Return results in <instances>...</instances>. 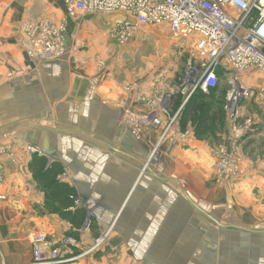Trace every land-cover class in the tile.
<instances>
[{"label": "crops", "instance_id": "crops-1", "mask_svg": "<svg viewBox=\"0 0 264 264\" xmlns=\"http://www.w3.org/2000/svg\"><path fill=\"white\" fill-rule=\"evenodd\" d=\"M35 2L52 3L64 16L63 0ZM12 4L20 6L0 0V264H31L37 235L64 257L99 242L71 264H264V101H254L260 112L253 116L240 104L241 120L248 115L252 129L225 149L240 159L241 177L225 178L219 187L207 138L195 139L186 129L184 139L154 152L161 129L143 127L137 139L125 122L178 85L192 39L183 40L188 53L181 72L157 80L136 75L130 56L125 62L132 44L110 37L116 16L65 13L55 24L65 29V55L37 61L26 56L19 22L9 21ZM16 71L22 73L11 79ZM263 79L260 72L242 77L253 90ZM177 96L169 115L185 105L180 96L175 106ZM29 146L39 155L29 154ZM52 174L69 190L60 199L49 183ZM174 180L222 226L261 233L220 229ZM70 237L79 249L64 250L61 242Z\"/></svg>", "mask_w": 264, "mask_h": 264}, {"label": "built area", "instance_id": "built-area-1", "mask_svg": "<svg viewBox=\"0 0 264 264\" xmlns=\"http://www.w3.org/2000/svg\"><path fill=\"white\" fill-rule=\"evenodd\" d=\"M63 2L70 17L77 14L116 16L110 28V37L121 46L127 44L141 26H165L173 38L192 39L191 53L178 85L148 100L150 109L146 114L127 118L134 136L141 126L160 128V141L164 138L173 139L180 130L176 120L180 110L173 115H169L167 110L173 97L182 96V107L195 92L207 95L216 89L221 78L226 86L225 109L229 119L233 120L234 125L241 120L239 106L251 94L242 77L247 72L264 74V0ZM64 30L63 27L47 25L35 28L33 46L37 47L38 53L32 50L31 59L49 62L62 58L66 52ZM259 96L260 100L264 101V89ZM249 127L251 122L247 120L238 131V138L246 134L245 131H249ZM182 135L179 134V137ZM30 151L34 153L36 149L32 148ZM220 153L222 162H225L224 158H231V155L223 150ZM225 166L227 164L224 163V167L219 168L220 172L227 170ZM61 245L64 250L77 247L68 238L62 240ZM32 254L31 264H70L79 258L77 255L64 257L60 249L52 247L44 237H34Z\"/></svg>", "mask_w": 264, "mask_h": 264}, {"label": "rangeland", "instance_id": "rangeland-1", "mask_svg": "<svg viewBox=\"0 0 264 264\" xmlns=\"http://www.w3.org/2000/svg\"><path fill=\"white\" fill-rule=\"evenodd\" d=\"M18 1H19L20 6L16 9L14 4H12V8L15 10L11 8L10 9L11 16L10 17L7 16V17L9 18L10 22H17V23L19 22L20 28H19L18 33L20 37L22 38V40L25 41L24 49H25L26 56L27 58L31 59V57H33L31 55L32 50L33 52L38 53L37 47L33 46L34 45V38H33L34 29L39 28L40 26H45V25L55 26V24H59L63 20L62 17H65L66 7L65 5L63 7V5L61 4L62 1H61L60 5H61V8L63 9L64 16L60 17L58 16L59 14L58 11L60 9L55 7L52 3H47V2L43 4L39 2L33 3V0H18ZM25 7L27 11L25 10ZM102 20L107 25H108V22H110V20L105 17H102ZM112 21H115V19L112 18ZM108 26H110V24ZM128 44H132V48H127V50L129 49L131 50H130V55L127 54L128 58L125 60V62H127L128 59L131 57V60L129 59L130 68L136 67L137 69L136 75L142 76L143 74H146V76L149 75V76H153L157 78L159 77V79L156 78L157 80H160V79L169 80V78H167L168 75L172 79L174 75L176 76L178 73H180L184 66L185 60L187 58V53H188L186 49L187 47L186 42H184L183 40H178L176 38H173L172 36L169 35L166 29L162 28L160 30V27L140 28L139 31L136 33V35L132 37L131 41H129ZM128 44H125L124 46L126 47ZM136 47H138L137 52L132 51V50H135ZM121 48L123 49L124 47H121ZM129 72H130V69H129ZM173 72H175L174 75H173ZM21 73H22L21 71H16L14 73L10 72V76H11L10 78L11 79L16 78ZM263 82H264V79L263 81L259 83V87L261 89L259 88L257 90H253L250 88L251 86L249 87L251 89V94L249 98L246 99L242 104L245 112H247V114L249 113L251 116L257 115L260 112L258 111V107L254 103V101L257 102L258 99L260 100L259 93L261 92L262 89H264V85H262ZM163 83H166V81H163ZM224 96H225L224 82L221 79L216 92L210 98H205V99L203 98V100L209 104L211 110L214 112L212 114H218V116L220 117L219 123L217 125H213V126L211 125V126L206 127V129L204 130L207 132L206 134L202 135L204 138H207L206 142L209 145V148L211 150V156L214 161L215 176L213 174V182L214 184L219 185V187L221 186L220 184L222 181L225 180V178H230L229 180H231L232 178L236 179L238 177H241L240 159H238L234 154L231 158L230 157L224 158L225 162H222L223 161L221 158L222 153H220V151L223 150L227 152L225 147H228L230 145L231 146L235 145L237 147L241 143V139L247 134H249V131H245L246 134L242 135L241 138H238L237 133L239 130L242 129L244 123L248 120L247 119L248 115H244L245 119L240 120L239 122H236L234 125L233 120L229 119V116L226 112L225 105H224ZM241 110H240V114H242ZM179 116H180V113L178 114V117L176 119L177 126H178ZM125 122L128 123L127 121ZM128 124L130 125V123ZM142 129L143 127L141 126L138 127L139 132L135 135L136 137L138 138L142 137ZM187 129L190 130L191 135L194 136L193 129L191 127H188ZM251 129L252 127L248 128V130H251ZM179 134H183V135L179 137ZM184 138H185L184 132L179 130V133L175 134L173 139L170 140V138H167V139L164 138V140L160 141L161 139V133H160L157 143L155 144L152 150H154L155 152L156 150H160V148L162 147V144L173 142L174 139L182 140ZM31 149L32 147L29 146L27 147L26 151L31 155L32 154L36 156L39 155V152L37 150L36 152L31 153L30 151ZM215 153L217 155H215ZM227 153L231 155L229 152ZM224 163L227 164V166H225L227 167V170H225L224 172H220L219 168L224 167ZM44 166H45V162H44ZM0 179H1V176H0ZM223 190H224V187H223ZM240 192L241 191L236 192V193H240ZM257 194H258L257 192L253 193V195L255 196H257ZM36 237L37 238H43V237L47 238L45 235H37L35 236V238ZM68 240L75 243L77 245V247L75 248L79 249L77 241L74 238L70 237L68 238ZM96 243H99V242L97 241ZM96 243L94 246H92L91 248L87 250L79 249L80 250L79 253L76 254L79 257L77 261H79L80 258H83L89 253H91L95 249V247L98 246V244L96 245ZM69 251H71V249ZM72 256H75V254H73ZM77 261H74L72 263H75Z\"/></svg>", "mask_w": 264, "mask_h": 264}, {"label": "trees", "instance_id": "trees-1", "mask_svg": "<svg viewBox=\"0 0 264 264\" xmlns=\"http://www.w3.org/2000/svg\"><path fill=\"white\" fill-rule=\"evenodd\" d=\"M216 89L211 90L207 95L195 92L180 111L178 121L180 129L185 131L190 126L194 131V137L198 140L204 138L202 135L206 134L207 131L204 130L206 127L219 123L220 117L218 114H212L214 112L211 110L209 104L203 100V98H210L216 92ZM180 102L181 97H175V106L180 105ZM50 177L48 179L51 180L49 183L54 189L53 195L55 198L60 199L65 191L68 192L69 190L63 189L66 187L54 180L55 174H52Z\"/></svg>", "mask_w": 264, "mask_h": 264}, {"label": "water", "instance_id": "water-1", "mask_svg": "<svg viewBox=\"0 0 264 264\" xmlns=\"http://www.w3.org/2000/svg\"><path fill=\"white\" fill-rule=\"evenodd\" d=\"M155 176V175H154ZM156 177V176H155ZM178 185H179V188L183 194V196L190 202V204L201 214H203L204 216H206L212 223H214L216 226H218L220 229H226V228H234V229H237V230H240V231H243V232H246V233H250V234H259L261 232H257V231H254V230H249V229H243V228H240V227H234V226H231V227H227V226H222L221 224H219L218 222H216L215 220H213L210 216H208L203 210H201L196 204H194L188 197V195L186 194V192L183 190V187L182 185L174 180Z\"/></svg>", "mask_w": 264, "mask_h": 264}]
</instances>
